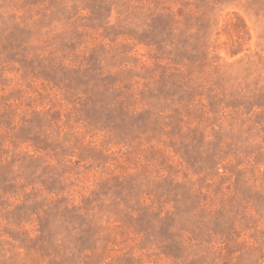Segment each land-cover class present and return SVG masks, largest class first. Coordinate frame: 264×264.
<instances>
[{
    "label": "rangeland",
    "instance_id": "rangeland-1",
    "mask_svg": "<svg viewBox=\"0 0 264 264\" xmlns=\"http://www.w3.org/2000/svg\"><path fill=\"white\" fill-rule=\"evenodd\" d=\"M0 264H264V0H0Z\"/></svg>",
    "mask_w": 264,
    "mask_h": 264
}]
</instances>
